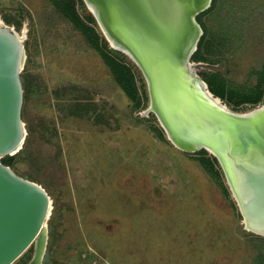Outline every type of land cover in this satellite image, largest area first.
<instances>
[{"label": "rangeland", "instance_id": "rangeland-1", "mask_svg": "<svg viewBox=\"0 0 264 264\" xmlns=\"http://www.w3.org/2000/svg\"><path fill=\"white\" fill-rule=\"evenodd\" d=\"M0 25L27 28L28 134L10 167L52 199L44 263L264 264V235L245 229L221 161L173 145L149 111L142 70L111 47L84 0H0ZM212 25L213 45H200L202 29L188 64L214 89L223 83L232 111L262 107L264 0H223ZM200 50L206 59H195Z\"/></svg>", "mask_w": 264, "mask_h": 264}, {"label": "water", "instance_id": "water-1", "mask_svg": "<svg viewBox=\"0 0 264 264\" xmlns=\"http://www.w3.org/2000/svg\"><path fill=\"white\" fill-rule=\"evenodd\" d=\"M84 2L88 8V3L96 8L97 15H93L104 34L113 29L121 36L118 43L147 80L150 109L159 121L179 137L174 125L181 120L184 139L203 145L200 150L209 151V147L215 152L233 185L245 222L264 235V105L243 113L226 104L228 110L221 108L189 79L187 58L198 45L196 42L192 50L190 34L197 36V26L201 27L197 17L213 0ZM25 60L24 41L13 27L0 26V264H14L35 243L33 264H40L46 249L42 232L52 206L41 184L2 162L22 150L28 134L22 119ZM173 89L183 92L172 97ZM190 128L201 134L187 133Z\"/></svg>", "mask_w": 264, "mask_h": 264}, {"label": "bare ground", "instance_id": "bare-ground-1", "mask_svg": "<svg viewBox=\"0 0 264 264\" xmlns=\"http://www.w3.org/2000/svg\"><path fill=\"white\" fill-rule=\"evenodd\" d=\"M88 5H89V10H90V12L92 13V14H95V15H97V10H96V8L93 6V5H91V4H89L88 3ZM2 23V22H1ZM0 26H3V25H0ZM198 28V34H197V36H195V35H193V32L190 34V40H189V42L192 44L191 45V48H192V50H195V47H196V42H199L198 40H200V38H201V36H202V34L201 33H203V31H202V29H201V27H199V26H197ZM111 30V32L109 33L107 30L105 31V36L107 35V40L109 41V43H110V45H111V47L113 48V49H115V50H119V51H122V52H124V53H126L127 51L123 48V46L121 45V43H118L119 41V39L118 38H120L121 36L119 35V34H114V31H112L113 29H110ZM115 31H118L116 28L114 29ZM16 32H17V34L19 35V37L23 40V41H25V39H26V35H27V28L26 27H24V29H23V32H18L17 30H15ZM194 33L196 34V30H194ZM112 34H114V36H115V39L113 38V35ZM200 36V37H199ZM194 42V43H193ZM196 51V50H195ZM194 54V53H193ZM192 54V55H193ZM189 58H191V57H189ZM189 58H187V69H188V71L190 72V74H189V79H190V81H192V83L194 84V85H196L199 89H200V92L204 95V97H206V98H208L209 99V101H211L212 103H214V105H219L221 108H224V109H227L228 110V107L225 105V103L222 101V99H220V97H217L216 95H214L212 92H211V90H210V88H209V86H208V83L206 82V81H204V80H202L200 77V79L198 78V76L196 75L197 73L196 72H194L192 69H193V66H195L197 63H192V62H190V65L188 64V60H189ZM198 65V64H197ZM196 73V74H195ZM179 91H182L183 92V89H173L172 90V97L174 96V95H176V93L177 92H179ZM158 98L160 99V94L158 95ZM151 111H152V109H150ZM149 110V111H150ZM153 111H155V110H153ZM160 121H161V125H162V127L165 129V131H166V133H167V136H168V139L169 140H171L172 141V143L177 147V148H179V149H182L183 151H186V152H197L198 150H200V148L201 147H203V145H201V144H197L196 142H190V140H187V139H184V136H183V134H185V132H184V129H185V127L183 126V124H182V122H181V120H180V124H178L177 123V121H176V124L174 125V129L177 131V133H178V136L179 137H177L176 135H174L173 133H171L169 130H168V128H167V126H166V124H164L163 122H162V120L160 119ZM200 128V127H199ZM191 130H187V133H192V134H195V133H197L198 135L199 134H201V132H195L194 130H195V128H190ZM190 135V134H189ZM207 147V146H206ZM207 149L209 150V152L210 153H212L213 155H215V152L212 150V149H210L209 147H207ZM197 150V151H196ZM14 154V153H13ZM228 185H229V187H230V189H231V192H232V194H233V197L235 198V200L237 201V203H238V206L240 207V204H239V200H238V198H237V195H236V193H235V191H234V189H233V185L230 183V181L228 180ZM51 210H52V206H51ZM240 210H241V207H240ZM51 212V211H50ZM51 214V213H50ZM245 219V218H244ZM243 225L245 226V229L247 230V231H250V232H253V233H256L254 230H252L250 227H249V225H248V223L247 222H245V220H244V222H243ZM42 235L44 236V240H45V245H47V240H48V227H47V224L45 225V228H44V231L42 232ZM46 247V246H45ZM46 250V249H45Z\"/></svg>", "mask_w": 264, "mask_h": 264}, {"label": "trees", "instance_id": "trees-1", "mask_svg": "<svg viewBox=\"0 0 264 264\" xmlns=\"http://www.w3.org/2000/svg\"><path fill=\"white\" fill-rule=\"evenodd\" d=\"M74 6V3L73 5H70L69 4V9L73 8ZM223 14V0H213V3H212V6L205 12H203L202 14H200L198 17H197V21L198 23L201 25L202 29L204 30V35L202 37V43L200 42V45L203 44L204 41L207 42V44L209 46H212L210 41L212 40V37L214 38L215 37V34L213 32V19L214 17H216L217 15H222ZM242 21V19H239ZM251 20V18H248V19H243V23L247 24L249 23ZM207 36H209V41L205 40V38H207ZM212 36V37H211ZM208 45H207V50L209 53H212L213 50L211 49V47L208 48ZM245 44L242 45V47L244 46ZM195 59H206V57H204L201 53V50L199 52V54L195 57ZM123 70V69H122ZM215 76V75H214ZM205 81L208 83L209 85V88L211 90V92L216 95L217 97H220L221 99H224L225 95L224 93H222L220 91V89L223 87V83H220L219 85V88L218 89H214L213 88V83L210 79L208 78H204ZM125 90V89H124ZM127 93L126 95L129 97V99L134 102L136 101V86H134V91L132 93H128L129 90H127ZM245 102V100H243ZM260 99H256L254 101H250V102H254V103H257L259 102ZM236 106H239L240 103H235ZM14 158L15 156H6L4 158H2V162L5 164V165H8V166H13L15 164L14 162Z\"/></svg>", "mask_w": 264, "mask_h": 264}, {"label": "flooded vegetation", "instance_id": "flooded-vegetation-1", "mask_svg": "<svg viewBox=\"0 0 264 264\" xmlns=\"http://www.w3.org/2000/svg\"><path fill=\"white\" fill-rule=\"evenodd\" d=\"M48 239H49V232H48ZM48 240H47V245H46V250L48 249ZM36 250H37V244H35V251H34V254H32L31 258H30V261H26L24 262L23 264H33V261H34V258H35V255H36ZM45 255V254H44ZM45 257L43 256L42 258V261L40 262V264H47V263H44L43 259ZM49 264V263H48ZM51 264V263H50Z\"/></svg>", "mask_w": 264, "mask_h": 264}, {"label": "crops", "instance_id": "crops-1", "mask_svg": "<svg viewBox=\"0 0 264 264\" xmlns=\"http://www.w3.org/2000/svg\"><path fill=\"white\" fill-rule=\"evenodd\" d=\"M118 89V88H117ZM122 99V98H121ZM119 97H117V102H119ZM174 145V144H173ZM175 146V145H174ZM177 148V147H176ZM179 149V148H178ZM179 150H181V151H183L182 149H179Z\"/></svg>", "mask_w": 264, "mask_h": 264}]
</instances>
